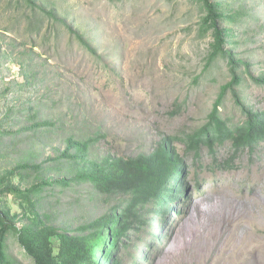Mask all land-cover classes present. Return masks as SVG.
<instances>
[{
    "label": "rangeland",
    "instance_id": "obj_1",
    "mask_svg": "<svg viewBox=\"0 0 264 264\" xmlns=\"http://www.w3.org/2000/svg\"><path fill=\"white\" fill-rule=\"evenodd\" d=\"M212 1L242 15L240 23L231 26L236 43L226 48L250 68L239 71L243 84L229 90L220 107L224 119L241 124L243 107L264 110V83L255 81L264 76V0ZM37 2L78 30L95 53L87 51L66 26L34 12L23 0H0V125L18 129L20 116L14 110L7 118L8 109L18 110L38 99L47 106L46 116L59 121V128L43 139L42 132H37L39 138L30 129L19 139L34 140L18 141L1 151L0 175L20 162L36 164L56 157L71 135L88 141L93 160L150 153L164 139H172L184 164L183 187L167 217L156 225L155 235H148L145 244L134 245L128 254L121 253V261L264 264V140L254 153L237 155L232 165L226 163L235 153L230 143L218 146L215 155L202 149L200 156L184 143L206 125L221 87L231 81L225 59L207 68L213 38L211 32L201 31L205 14L200 4L196 0ZM35 19L42 26L40 32L31 25ZM22 64L31 65V83H25ZM43 167L51 181L69 169L59 162ZM28 180L37 182L35 173ZM91 192L87 185L48 192L51 195L43 201L46 221L74 231L114 206L115 200ZM6 201L13 212H21L12 197ZM9 244L10 252L21 260L18 243L10 239Z\"/></svg>",
    "mask_w": 264,
    "mask_h": 264
},
{
    "label": "trees",
    "instance_id": "obj_2",
    "mask_svg": "<svg viewBox=\"0 0 264 264\" xmlns=\"http://www.w3.org/2000/svg\"><path fill=\"white\" fill-rule=\"evenodd\" d=\"M23 1L34 12L39 11L66 26L87 51L95 53L87 39L65 19L59 18L54 10H46L37 0ZM196 1L205 14L201 20V31L204 35L211 32L213 38L207 68L216 60L225 59L231 72V81L221 87L206 125L188 135L184 143L187 150H193L196 156L201 155L202 149L215 155L218 146L230 143L235 153L226 163L232 165L237 155L247 150L254 153L258 143L264 140V110L256 112L243 107L245 118L241 124H233L221 116L220 107L227 92L235 86L241 87L244 82L239 71L242 68L243 71H249L250 68L248 62L239 60L232 50L226 48L236 43L231 26L239 24L242 15L222 2ZM34 24L37 32H40L42 26L37 25L36 19L31 23L33 27ZM21 71L25 83H29L34 77L31 65L22 64ZM255 81L264 83V76ZM25 83L20 86L23 87ZM39 105L40 108H37ZM45 109L47 106L39 99L27 102L18 110L10 107L7 118L15 110L20 116V123L15 130H12L13 126L7 128L1 123L0 152L18 141L34 140L39 137V131L43 133L39 138L43 139L53 129L59 128V121L57 123L46 116ZM24 123L27 124L25 127L21 125ZM30 129L35 130L34 135L37 136L19 139ZM5 137L18 139L5 142ZM64 141L65 149L56 157L36 164L20 162L0 175V264H124L121 253L128 254L134 245L145 244L148 235H155L156 225L167 217L177 199V192L183 187L184 164L172 139H164L150 153L107 157L103 160H93L88 156V141L73 135L65 137ZM52 162L69 166L58 181L46 179L43 166ZM32 173H35L37 182L29 184L27 182ZM83 185L92 189V196L115 200L114 206L74 231L46 221L43 201L51 195L48 192L52 193L55 189L63 192ZM8 197L18 204L20 213L13 212L6 201ZM10 239L15 240L22 250L21 260L10 252ZM133 257L131 254L132 260Z\"/></svg>",
    "mask_w": 264,
    "mask_h": 264
}]
</instances>
